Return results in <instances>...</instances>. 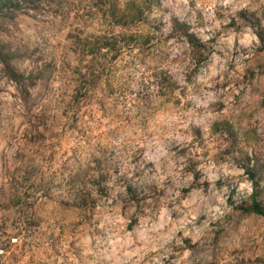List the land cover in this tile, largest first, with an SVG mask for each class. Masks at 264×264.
<instances>
[{
	"label": "rangeland",
	"instance_id": "374dc122",
	"mask_svg": "<svg viewBox=\"0 0 264 264\" xmlns=\"http://www.w3.org/2000/svg\"><path fill=\"white\" fill-rule=\"evenodd\" d=\"M245 39L235 18L216 27L196 0H0V264H74L101 200L122 215L129 203L154 200L161 220L178 226L183 245L174 253L186 245L195 256L182 264H264V215L238 208L255 200L253 181L264 180V114L245 127L251 116L241 111L233 137L224 96L219 114L198 106L204 90L230 91V72L214 77V89L197 83L213 66L249 65L247 55L264 76V35L251 51ZM169 67L192 73L180 96L157 74ZM137 73L155 83L150 101L116 90ZM130 96L134 116L124 111ZM160 109L164 119L153 127ZM86 148L92 162L81 171ZM97 170L102 179L130 176L136 195L127 201L132 189L122 182L99 188ZM224 184H234L231 198ZM224 201V222L210 221Z\"/></svg>",
	"mask_w": 264,
	"mask_h": 264
},
{
	"label": "clouds",
	"instance_id": "9594fccd",
	"mask_svg": "<svg viewBox=\"0 0 264 264\" xmlns=\"http://www.w3.org/2000/svg\"><path fill=\"white\" fill-rule=\"evenodd\" d=\"M124 2L127 4L129 0H124ZM184 3L187 4L188 0H184ZM196 7L202 9V12L215 23L216 27L227 25L235 18L242 35L246 38L244 46L249 51H251V46L261 43V36L264 35V0H196ZM217 11L222 13L223 20L216 19ZM117 22H123V20L119 19ZM177 30L183 32V25H178ZM232 35H235V33H232ZM244 59L249 61V65L253 64L249 56L245 55ZM187 64H184L183 69ZM249 65L237 62L234 69L231 70L225 68L224 65H221L220 69H216L213 66L212 71L206 78H197L199 85H207V89H214V77L221 75V73L228 74L230 72L232 82L229 85L230 91L227 95H225L223 89L204 90L203 95L205 98L198 106L203 109H209L215 105L217 114H219L220 97L224 96V114L234 121L227 131L233 137L238 134L235 120L241 116V111H246L251 116V120H244L245 127H255L256 117L264 114V78H261L264 76L261 75L262 68L259 65H253L255 71H251ZM153 67L158 68L159 65H153ZM143 71L141 69V72ZM192 72H198V68H194ZM241 73L243 75H240ZM157 74L161 81L167 80L169 84L174 81L175 85H178L176 95L180 96L181 89L190 85L189 76L192 73L177 72L175 67H169ZM245 76L247 77L246 80L244 79ZM169 77L172 79L169 80ZM221 82H223V77H221ZM237 83H239V87L236 86ZM116 90L117 92L130 90L137 96L143 93L142 98L150 101L156 88L154 82L149 79H143L141 74L137 73L131 80L123 77ZM234 105L236 106L235 108L233 107ZM119 109H124L122 97L121 103L118 105ZM124 111L128 115L134 116L138 114L137 108L133 107L132 96L128 98L127 108ZM164 115L163 109H160L159 112H154L150 116L153 127L163 121ZM174 119H176L179 127H186L178 118ZM223 123L224 121L222 120V131L224 130ZM260 123L264 126V120H261ZM131 142L129 140V143ZM114 143L117 147H120V141H115ZM91 151V149H85L86 155L81 161V171L92 162L89 156ZM109 156L111 155L109 154ZM109 156L104 159L105 167L110 166L108 162ZM113 172L116 173L115 167H113ZM95 178L99 182V188L116 185L118 182L123 183L125 190L131 188L132 192L129 193L127 201H131L136 195V188L130 176L114 174L111 180L102 179L100 170H97ZM223 187L226 189L225 196L231 198L234 194V184H224ZM261 191H264V180L257 178L253 181V187L250 189L256 203L264 202V194L256 195L257 192ZM140 199L143 200V197H140ZM110 203L111 201H109ZM97 207L98 214L97 219L93 221L92 235L85 236L84 240L86 243L82 241L74 246V251H76V256L72 257L74 264H80V261H77V256L81 257L83 264H182L183 261H187L190 258L195 259L194 254L187 250L186 245H184L185 251L183 255L179 252L174 253L175 244L183 245L182 240H175L178 226L174 224L172 227H168V222L161 220L160 208L154 200L152 204L141 203L133 206L129 203L127 215L121 214L120 207H115L114 210L108 209V205L104 204L102 200ZM101 207L110 212V215L100 212L99 209ZM209 212L210 221L218 220L224 222L230 212V208L224 201L218 206L211 208ZM201 235L203 233L198 234L196 240H199Z\"/></svg>",
	"mask_w": 264,
	"mask_h": 264
},
{
	"label": "trees",
	"instance_id": "16d2710c",
	"mask_svg": "<svg viewBox=\"0 0 264 264\" xmlns=\"http://www.w3.org/2000/svg\"><path fill=\"white\" fill-rule=\"evenodd\" d=\"M253 205L255 206L253 207ZM238 208L246 212H255L257 214L264 215L263 206L260 203H256L255 200H253L250 204H239Z\"/></svg>",
	"mask_w": 264,
	"mask_h": 264
}]
</instances>
